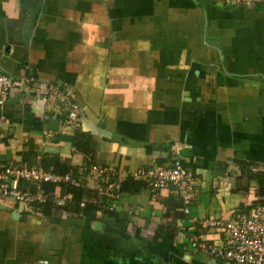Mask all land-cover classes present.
Instances as JSON below:
<instances>
[{"label":"crops","instance_id":"obj_1","mask_svg":"<svg viewBox=\"0 0 264 264\" xmlns=\"http://www.w3.org/2000/svg\"><path fill=\"white\" fill-rule=\"evenodd\" d=\"M0 73L34 76L42 90L58 85L84 115L77 129L55 128L60 97L13 91L0 106V165L55 173L58 158L66 173L87 177L92 164L72 145L81 130L95 141L93 165L121 170L124 185L112 211L97 207L92 177L81 189L85 209L48 204L20 212L0 204V264H228L190 242L217 238L204 221L264 204L261 7L0 0ZM176 150L197 178L189 216L177 197L155 195L127 176L166 167ZM168 198L169 211L161 202Z\"/></svg>","mask_w":264,"mask_h":264},{"label":"built area","instance_id":"obj_2","mask_svg":"<svg viewBox=\"0 0 264 264\" xmlns=\"http://www.w3.org/2000/svg\"><path fill=\"white\" fill-rule=\"evenodd\" d=\"M222 7L251 9L261 7L264 13V0H211ZM44 85L34 76L9 77L0 73V106L13 91L42 95L43 100L60 97L63 108L51 116L53 121L66 128L77 129L82 122L83 112L77 104L70 102L58 85ZM170 156L166 167L147 166L130 172L127 176L143 183L144 188L159 195L167 193L177 197L181 212L189 216L194 201L197 178L191 169L185 167L178 150L166 154ZM87 177H81L74 171L58 175L36 166L0 165V204L17 205L20 212L31 211L33 207L52 204L57 207L74 206L85 209L87 203L75 201L72 193L63 191V186L70 189H87L86 181L94 178L98 181L95 189L98 206L112 211L120 199L122 171L115 167L89 165ZM204 229L213 230L217 236L208 239L200 234L192 239L193 251L219 263L228 264H264V204H258L247 210H235L229 220L210 218L203 222Z\"/></svg>","mask_w":264,"mask_h":264},{"label":"trees","instance_id":"obj_3","mask_svg":"<svg viewBox=\"0 0 264 264\" xmlns=\"http://www.w3.org/2000/svg\"><path fill=\"white\" fill-rule=\"evenodd\" d=\"M94 144L95 141L92 138V136L89 133L82 132L81 130H76L72 136V145L74 146V148H76V150H78L81 154H83L86 158H88L90 164L92 165L95 164L94 153H93ZM44 167L47 168V165H44ZM68 169H69V165L66 164L64 161H60L58 158H56L55 162H53V170L55 173L59 175L66 173ZM123 187L124 185L121 187V190L124 189ZM70 191L72 192L75 201H79L81 199L83 200L87 199L86 198L87 193L81 189H71ZM161 202L165 206L166 210L169 211L171 206V199L168 198ZM179 207H181V204L178 201L177 208ZM94 210L97 209L94 208ZM170 216L173 215L170 214Z\"/></svg>","mask_w":264,"mask_h":264},{"label":"water","instance_id":"obj_4","mask_svg":"<svg viewBox=\"0 0 264 264\" xmlns=\"http://www.w3.org/2000/svg\"><path fill=\"white\" fill-rule=\"evenodd\" d=\"M51 123H52L53 125H55V128H56L57 122L52 120ZM181 153L184 154V152H181Z\"/></svg>","mask_w":264,"mask_h":264}]
</instances>
